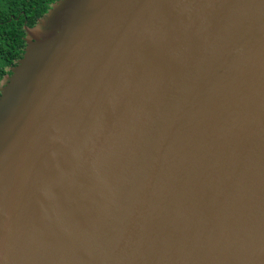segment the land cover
Returning a JSON list of instances; mask_svg holds the SVG:
<instances>
[{"label": "water", "instance_id": "1", "mask_svg": "<svg viewBox=\"0 0 264 264\" xmlns=\"http://www.w3.org/2000/svg\"><path fill=\"white\" fill-rule=\"evenodd\" d=\"M0 80V264H264V0H56Z\"/></svg>", "mask_w": 264, "mask_h": 264}, {"label": "trees", "instance_id": "2", "mask_svg": "<svg viewBox=\"0 0 264 264\" xmlns=\"http://www.w3.org/2000/svg\"><path fill=\"white\" fill-rule=\"evenodd\" d=\"M54 1L0 0V80L23 54V26L32 27Z\"/></svg>", "mask_w": 264, "mask_h": 264}]
</instances>
